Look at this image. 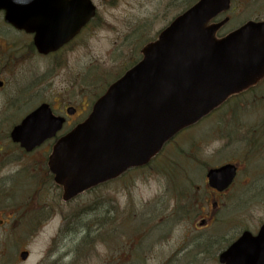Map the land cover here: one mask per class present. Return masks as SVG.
<instances>
[{
	"label": "rangeland",
	"instance_id": "374dc122",
	"mask_svg": "<svg viewBox=\"0 0 264 264\" xmlns=\"http://www.w3.org/2000/svg\"><path fill=\"white\" fill-rule=\"evenodd\" d=\"M100 1L98 2L100 5L94 3L98 9V17L93 23L94 28L88 37L86 48L79 52L82 56L88 57L86 73V79L89 81L88 99H93L105 83L110 82L121 70L123 72L135 58L137 60L139 51L145 43L155 38L156 34L187 6L184 0H112L110 6L103 0ZM234 28L235 26L231 23L223 27L219 33L225 34ZM2 45L3 41L0 37V53L8 47L5 43V49H2ZM97 70L101 72L96 75L93 72ZM23 72L21 68L14 78L10 76L12 84L7 79V89L12 91L13 95L18 88L27 83V77ZM96 78L98 79L95 80ZM68 83L69 75L61 73L52 82L51 88L56 90L59 96L69 97L70 93L60 92ZM48 93L46 86H42L28 100L31 101L37 96L38 99H47ZM73 99L77 100L75 96ZM3 109V102L0 100V113ZM28 109L26 108V112ZM250 117L249 123L253 126L254 119L251 115ZM225 121L224 118L218 119L211 116L196 128L184 130L167 145L168 147L162 151L149 169L128 173L124 178L95 189L85 198H78L75 201L79 202L73 205L72 209L81 207L83 200L87 202L110 200L107 204L108 209L114 207L120 219L115 225L117 232H124L117 238L124 243L122 249L138 245L136 241L138 233H132L131 227L137 226L140 217L145 220L147 228L151 226V235L145 240L148 246L147 251L145 250L143 254L150 259L144 262L133 261L121 264H218L216 261L218 250L229 245L243 230L256 232L264 220V153L253 154L250 150L247 152L246 148L240 152L236 146L223 149L226 139L221 141L220 139L224 137H220V134L225 133ZM253 128L255 132H259L261 138L264 137V121H257L249 129L252 133L249 137L255 135L252 132ZM216 133L217 136H214ZM212 136L219 139L211 141ZM236 137L237 135L234 136ZM251 146L255 150V143ZM176 151L179 154L177 153L175 157L181 155L176 165L177 171L174 169L178 180L175 177L173 179L169 170L166 169L169 160L174 159L173 154ZM228 152H231V155H227ZM241 161L246 165L239 166L237 178L226 195L215 198L211 191L206 190L202 198L205 173L208 169L226 163H241ZM0 163H5V159L0 160ZM172 167L169 165L168 169ZM183 168H190L188 174ZM1 175H5V166ZM259 178L261 179L258 180ZM48 191L54 192L50 184L42 193L43 196ZM22 200L23 198L20 201L18 198H0V221L2 222L0 223V264H68V259L61 257L60 254H66L67 257L71 250L70 246L63 247L58 256L48 253L51 246L50 239L60 225L59 218H52V215H49L52 219L48 218L46 224L42 222L44 225L41 223L43 225L41 229H39L40 226L33 228V225H29L26 230L25 224H32L33 217L36 218L37 214L25 219L6 220V217L10 216L9 212L10 214L12 212L11 208ZM47 202L55 207L58 206L57 198H49ZM216 202L220 207L214 211L211 205ZM178 203L180 207H177ZM43 206L45 204L42 201ZM170 208L175 212L187 210L196 216H188L181 224L173 225L172 221H169ZM20 211L26 210L22 208ZM26 213L29 212L26 211ZM207 213H212L207 217L208 219L212 220V215L213 219L218 215L220 218L218 227L213 224L210 227V221H207L209 228L200 233L205 240L216 231L217 242L214 249L204 252L207 248V244L204 243L206 241L192 248L187 247L185 243L186 246L183 245L185 236L190 239L199 237L193 227H196ZM125 216L128 223L122 224ZM139 228L144 230V226ZM164 234L165 236L162 237ZM52 249L53 252L59 251L55 247ZM23 250L29 252V257L25 262H20L18 254ZM122 258L124 260L125 257ZM91 264L100 263L96 259Z\"/></svg>",
	"mask_w": 264,
	"mask_h": 264
},
{
	"label": "water",
	"instance_id": "95a60500",
	"mask_svg": "<svg viewBox=\"0 0 264 264\" xmlns=\"http://www.w3.org/2000/svg\"><path fill=\"white\" fill-rule=\"evenodd\" d=\"M33 5L0 0L7 21L16 27ZM228 5L229 0H200L174 19L142 49L141 61L95 102L89 117L57 143L49 169L65 200L146 165L179 131L264 75V24L247 23L221 39L215 33L222 25H207ZM87 13L90 17L92 9ZM58 125L42 106L11 138L31 149ZM206 177L210 187L222 191L234 168L210 170ZM26 256L20 255L22 260ZM219 259L223 264H264V224L255 237L245 232Z\"/></svg>",
	"mask_w": 264,
	"mask_h": 264
},
{
	"label": "flooded vegetation",
	"instance_id": "af4514ba",
	"mask_svg": "<svg viewBox=\"0 0 264 264\" xmlns=\"http://www.w3.org/2000/svg\"><path fill=\"white\" fill-rule=\"evenodd\" d=\"M92 1L101 2L100 0ZM103 1L106 4L112 2V0ZM192 1L195 3L198 0ZM229 1V10L217 16L211 23L217 24L224 19H227L225 26L231 23L234 26H241L247 21L264 22V0ZM183 2L189 5L191 0H184ZM98 5L100 4L98 3ZM249 11L252 13L249 14ZM92 22L93 20L82 27L75 37L70 40L67 39L56 47L55 51L41 54L34 45V34L25 30H16L5 22V11L0 12V37L3 41L1 47L5 49V43L8 46L6 52L0 53V100L4 106L3 111L0 113V160L5 159V163H0V198H32V204L40 208L41 198H43L41 186L43 182L49 180L50 175L46 173L47 159L53 145L57 138L67 134L76 124L82 122L91 110L87 95L89 81L86 79L88 57L82 56L79 52L86 48L88 37L94 27ZM21 68L24 71L23 74L27 77V83L18 88L15 95H13V92L7 89V79L12 84L10 76L14 78ZM61 73L69 75V83L64 89L60 90L62 94L70 93L69 97L59 96L58 92L51 88L52 82ZM259 83H263L264 88V77ZM42 86H46V90L49 92L46 95L47 99H38L37 96L29 101L28 98ZM73 96L77 100H74ZM44 104L49 107L53 116L62 118L61 129L53 139L47 140L39 147L26 152L18 144L10 141V133L29 113H26L27 106H29V111ZM20 110H22L21 113ZM4 166L5 175L2 176ZM32 186L33 188L28 190ZM38 186L39 188H37ZM75 201L76 199L66 204L69 205ZM54 210L65 221L66 212L58 208ZM105 213V199H102L98 211L100 225L95 232H92V230H95L94 228L91 229L86 226L69 228L74 235L85 233L84 240L87 242L90 240L88 231L91 230L92 241L90 250H88V244L84 248L85 257L90 256V251L95 250L96 244H99V246L104 244L106 238ZM80 214L87 217L88 208H82ZM74 235L67 237V239L70 241L76 240L78 237ZM95 240L96 243H94Z\"/></svg>",
	"mask_w": 264,
	"mask_h": 264
},
{
	"label": "trees",
	"instance_id": "16d2710c",
	"mask_svg": "<svg viewBox=\"0 0 264 264\" xmlns=\"http://www.w3.org/2000/svg\"><path fill=\"white\" fill-rule=\"evenodd\" d=\"M177 151L173 154V157H174V159H171V160H169V163H168V165H172L173 167H172V169H169V172H170V174L172 175V177H173V179H174V177H175V179L176 180H178L177 179V177H176V175H175V172H174V169L177 171V168H176V165H177V163L179 162V158H180V156H178V157H175L176 155H177ZM179 154V153H178ZM184 170H187V174H188V170L190 169V168H183ZM178 174V173H177ZM179 176V175H178ZM95 210H97V208H94ZM184 212H188V211H184Z\"/></svg>",
	"mask_w": 264,
	"mask_h": 264
}]
</instances>
